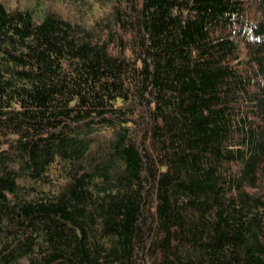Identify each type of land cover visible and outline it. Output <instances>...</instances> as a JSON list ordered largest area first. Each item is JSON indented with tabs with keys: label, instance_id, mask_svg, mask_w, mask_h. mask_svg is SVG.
<instances>
[{
	"label": "trees",
	"instance_id": "1",
	"mask_svg": "<svg viewBox=\"0 0 264 264\" xmlns=\"http://www.w3.org/2000/svg\"><path fill=\"white\" fill-rule=\"evenodd\" d=\"M74 1L0 0V264H264V0Z\"/></svg>",
	"mask_w": 264,
	"mask_h": 264
},
{
	"label": "rangeland",
	"instance_id": "2",
	"mask_svg": "<svg viewBox=\"0 0 264 264\" xmlns=\"http://www.w3.org/2000/svg\"><path fill=\"white\" fill-rule=\"evenodd\" d=\"M9 3L13 5H33L37 2V0H7ZM49 6L54 9L55 11H58L59 13L67 16L68 18H71L73 20L76 19H82V15L87 14L85 10L89 11L88 8L85 10H81L82 7H80L82 4L81 2H76L73 0H48ZM102 9H97L94 13H89L87 16L88 18V24L92 25L94 23V19L98 17V15L101 13ZM105 11V10H104ZM106 12V11H105Z\"/></svg>",
	"mask_w": 264,
	"mask_h": 264
}]
</instances>
